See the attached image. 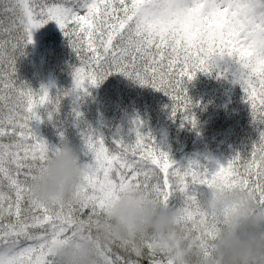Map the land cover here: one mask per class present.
<instances>
[{"label":"snow or ice","instance_id":"6c2138e0","mask_svg":"<svg viewBox=\"0 0 264 264\" xmlns=\"http://www.w3.org/2000/svg\"><path fill=\"white\" fill-rule=\"evenodd\" d=\"M14 17L0 25V264H56L52 244H75V228L90 226L128 188L154 202L178 209L182 237L200 258L214 252L217 217L201 206L205 192L222 185L249 195L264 215V0H7ZM61 30L78 64L70 65L72 84L34 89L20 81L17 59L33 44V32L49 22ZM231 78L242 89L258 132L247 155L226 162L198 157L178 164L163 150L138 115L135 139L106 142L90 125L80 135L91 160L77 188L80 206L45 205L31 195L30 182L59 151L33 127L54 122L66 98L82 119L79 102L110 75L122 74L171 100L170 118L197 128L186 84L197 73ZM59 135L63 140L61 129ZM178 200V203H172ZM90 234V230H89ZM148 238L143 260L175 264ZM97 264H141L132 254L98 248Z\"/></svg>","mask_w":264,"mask_h":264},{"label":"trees","instance_id":"16d2710c","mask_svg":"<svg viewBox=\"0 0 264 264\" xmlns=\"http://www.w3.org/2000/svg\"><path fill=\"white\" fill-rule=\"evenodd\" d=\"M6 2L0 0V25L4 27H8L14 18L11 13L4 12ZM34 33L36 47L28 45L25 54L17 59L19 80L30 83L34 89L41 84L71 87L70 65L78 64V60L57 24L49 22ZM186 87L195 105L192 111L198 121L196 129L187 123L181 127L179 119L170 118L168 96L119 73L89 89L90 95L79 102L83 114L80 121L75 120L71 99L66 98L54 122H33V127L52 146L60 147L65 141L70 142L83 163L91 160L85 155L87 149L80 135L86 126L99 130L108 143L116 138L131 141L135 134L130 131V121L137 115L147 124L142 131H151L160 147L178 164L193 157L205 162V156H216L224 163L237 153L247 155L258 139V132L240 86L232 83L230 77L217 78L212 72L207 75L197 73ZM260 127L264 130V125ZM61 129L63 140L59 135ZM200 191L206 192L203 188ZM172 203H178V200ZM141 264H148V261L143 260Z\"/></svg>","mask_w":264,"mask_h":264},{"label":"clouds","instance_id":"9594fccd","mask_svg":"<svg viewBox=\"0 0 264 264\" xmlns=\"http://www.w3.org/2000/svg\"><path fill=\"white\" fill-rule=\"evenodd\" d=\"M84 174L76 148L65 141L31 180V195L49 206H80L77 188ZM200 202L217 217L227 214L226 222L216 231L214 252L208 259L200 258L183 239L177 225L178 209L164 207L135 188L120 193L90 229L88 218L78 224L72 237L75 244L50 245L51 255L56 264H97L96 252L102 247L142 261L147 239L154 238L156 250L175 264H264V215L249 195L216 185L206 190Z\"/></svg>","mask_w":264,"mask_h":264},{"label":"rangeland","instance_id":"374dc122","mask_svg":"<svg viewBox=\"0 0 264 264\" xmlns=\"http://www.w3.org/2000/svg\"><path fill=\"white\" fill-rule=\"evenodd\" d=\"M34 37H35V33L33 32V40H34ZM36 47V42H35V40H34V43H33V48H35ZM88 156L89 157H91L90 156V154H88ZM205 157H207V158H209V159H211V160H213V161H220V159L218 160V159H216V156H205ZM206 162V161H205ZM221 162V161H220ZM222 163V162H221Z\"/></svg>","mask_w":264,"mask_h":264}]
</instances>
